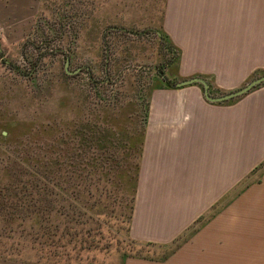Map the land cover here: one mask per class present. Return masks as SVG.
I'll list each match as a JSON object with an SVG mask.
<instances>
[{"label": "crops", "instance_id": "1", "mask_svg": "<svg viewBox=\"0 0 264 264\" xmlns=\"http://www.w3.org/2000/svg\"><path fill=\"white\" fill-rule=\"evenodd\" d=\"M110 1V30L146 28L178 52L160 80L201 77L225 93L264 75V0ZM49 2L0 0V53L47 27ZM146 103L129 235L161 250L186 238L165 259L122 264H205V249L212 264H264V84L218 105L163 83Z\"/></svg>", "mask_w": 264, "mask_h": 264}, {"label": "rangeland", "instance_id": "2", "mask_svg": "<svg viewBox=\"0 0 264 264\" xmlns=\"http://www.w3.org/2000/svg\"><path fill=\"white\" fill-rule=\"evenodd\" d=\"M51 3L46 5L44 22L48 25L42 32L28 34L21 42L22 48L0 53V132L4 133L7 126L13 131L19 127L15 132L19 134L31 123L46 124L56 116H63L77 126L82 115H88L92 123L106 120L123 131L137 124L136 135L140 134L150 89L163 85L159 76L166 57L159 39L146 28L110 30L112 24L102 15L114 1L54 0ZM36 47L69 51L72 60L68 70L84 68L77 74H66L65 56L49 53L41 59L33 79L29 80L4 64L6 60L26 70L29 67L26 56H36ZM85 67L92 71L91 77ZM96 82L97 86H93ZM119 155H122L120 151ZM101 186L116 192L118 201L121 200L120 190H114L109 184ZM125 198L118 209L114 203L113 216L100 217L99 228L91 223L82 226L83 238H74V244L67 251L61 248L53 251L37 243L11 240L7 234H2L0 264H51L55 261L58 264H122L130 258L161 259L164 250L130 242L126 208L131 204ZM82 227L78 226L77 230ZM90 228L92 231L87 232ZM18 242L23 246L22 251L15 246ZM205 251V264H212L211 249ZM53 254L60 258L53 259Z\"/></svg>", "mask_w": 264, "mask_h": 264}, {"label": "trees", "instance_id": "3", "mask_svg": "<svg viewBox=\"0 0 264 264\" xmlns=\"http://www.w3.org/2000/svg\"><path fill=\"white\" fill-rule=\"evenodd\" d=\"M159 42L167 57L166 65H177L178 52L167 37L160 33ZM36 52V56H26L29 66L26 70L6 61L4 64L19 76L32 80L39 62L47 54L70 57L69 51L62 49L49 51V48L36 47ZM164 68L163 64L161 76ZM161 82L172 88L167 78ZM207 82L211 95L222 94L213 89L209 80ZM233 102L235 100L223 104ZM146 116L147 103L139 135H136L137 124L123 131L106 120L92 123L88 115H82L77 126L63 116H56L46 124L31 123L19 134H15L19 127L13 131L7 126L5 135L0 132V236L7 234L11 240L67 251L74 244V238H83L82 226L91 223L99 228L100 217L113 216L115 208L112 206L114 203L117 209L122 206L124 196L131 204L126 208L129 233ZM119 151L122 155L118 156ZM262 167L264 162L259 166ZM102 184L120 190L121 200L118 201L116 192L106 190ZM78 226L81 230H77ZM91 231L92 228L87 232ZM180 240L162 248L165 252L161 259L174 252ZM130 242L154 247L132 239ZM81 243L87 241L81 240ZM19 244L15 246L22 251L23 246ZM51 257L60 258L56 254Z\"/></svg>", "mask_w": 264, "mask_h": 264}, {"label": "water", "instance_id": "4", "mask_svg": "<svg viewBox=\"0 0 264 264\" xmlns=\"http://www.w3.org/2000/svg\"><path fill=\"white\" fill-rule=\"evenodd\" d=\"M69 63H70V60L68 57H66L65 63H64V70L66 74L74 75L81 71L82 68H78L77 70L72 71V72L69 71L68 70ZM262 84H264V75L250 80L245 85H243L242 87L236 90L225 92V93H222L220 95H215V96L210 94L209 84L207 80L201 77H193V78L177 81L175 83H171V87L175 89H180V88H185L189 86H200L203 97L207 102L211 104H223V103L230 102V101H233V100H236L238 98L245 96L246 94H248L249 92H251L252 90H254L255 88H257L258 86Z\"/></svg>", "mask_w": 264, "mask_h": 264}, {"label": "built area", "instance_id": "5", "mask_svg": "<svg viewBox=\"0 0 264 264\" xmlns=\"http://www.w3.org/2000/svg\"><path fill=\"white\" fill-rule=\"evenodd\" d=\"M1 34H2V31H1V29H0V37H1Z\"/></svg>", "mask_w": 264, "mask_h": 264}]
</instances>
